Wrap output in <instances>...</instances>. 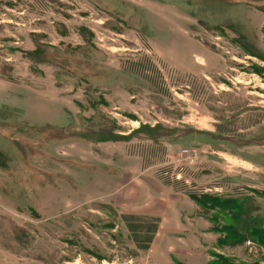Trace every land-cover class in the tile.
<instances>
[{
  "label": "rangeland",
  "instance_id": "rangeland-1",
  "mask_svg": "<svg viewBox=\"0 0 264 264\" xmlns=\"http://www.w3.org/2000/svg\"><path fill=\"white\" fill-rule=\"evenodd\" d=\"M262 191L264 0H0V264H264Z\"/></svg>",
  "mask_w": 264,
  "mask_h": 264
},
{
  "label": "crops",
  "instance_id": "crops-1",
  "mask_svg": "<svg viewBox=\"0 0 264 264\" xmlns=\"http://www.w3.org/2000/svg\"><path fill=\"white\" fill-rule=\"evenodd\" d=\"M136 8H138L136 6ZM113 191H116L117 189V182H113ZM145 183V182H144ZM155 184V185H154ZM138 188V187H137ZM136 188V189H137ZM126 191L129 193V189H126ZM126 192V201L127 205L126 208L121 206L120 202V196H116L114 193L112 200L109 202L111 204H116V206L121 207L125 212L133 215H139V216H148V217H155L161 219V225L165 223V217L169 216L170 213H177L180 220L184 218V216H187V214L192 215L190 212H196L197 207L196 204L194 206V201L190 199V197H186L184 195H181L180 198H178V203L173 205L172 208H168L166 210L163 206V197L160 195L161 192H167L169 193L170 190L168 188L164 187L160 182L158 183H145L144 186H139V188L136 190L135 193H132V196H128ZM175 197V196H172ZM184 207V208H181ZM191 206L193 208H191ZM163 207V208H162ZM182 222V221H180ZM161 231V227L159 228L156 238L159 235ZM155 238V239H156Z\"/></svg>",
  "mask_w": 264,
  "mask_h": 264
},
{
  "label": "trees",
  "instance_id": "trees-1",
  "mask_svg": "<svg viewBox=\"0 0 264 264\" xmlns=\"http://www.w3.org/2000/svg\"><path fill=\"white\" fill-rule=\"evenodd\" d=\"M264 197V191L259 192ZM198 204V198L190 196ZM100 212L108 211L110 216L120 219L129 233V238L140 250H149L155 236L159 230L161 219L148 216H139L133 214H120L113 206L109 204H99L97 209Z\"/></svg>",
  "mask_w": 264,
  "mask_h": 264
},
{
  "label": "built area",
  "instance_id": "built-area-1",
  "mask_svg": "<svg viewBox=\"0 0 264 264\" xmlns=\"http://www.w3.org/2000/svg\"><path fill=\"white\" fill-rule=\"evenodd\" d=\"M184 152L187 154V156H189V154L191 153V152H193V153H196L195 151H191V150H184ZM190 157V156H189ZM167 174H168V172H167ZM181 178V176H180V174L177 176V179L179 180Z\"/></svg>",
  "mask_w": 264,
  "mask_h": 264
}]
</instances>
